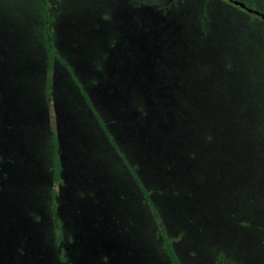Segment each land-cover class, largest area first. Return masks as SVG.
<instances>
[{"label": "rangeland", "instance_id": "374dc122", "mask_svg": "<svg viewBox=\"0 0 264 264\" xmlns=\"http://www.w3.org/2000/svg\"><path fill=\"white\" fill-rule=\"evenodd\" d=\"M229 2L50 0L60 54L137 167L183 264H264V23ZM46 62L36 2L0 0V264H170L61 63L47 100Z\"/></svg>", "mask_w": 264, "mask_h": 264}, {"label": "trees", "instance_id": "16d2710c", "mask_svg": "<svg viewBox=\"0 0 264 264\" xmlns=\"http://www.w3.org/2000/svg\"><path fill=\"white\" fill-rule=\"evenodd\" d=\"M37 4L38 13L43 25V36L45 41V48H46V55H47V62H46V86H45V94L47 100L51 102L52 100V90H53V73L55 71V67L57 63H61L65 69L68 71L70 77L74 81L75 85L79 89L85 103L95 116L97 122L100 125L103 133L108 137L110 140L113 149L121 162L125 165L127 170L129 171L134 183L140 190L145 203L147 204L150 213L152 214L153 220L157 226L158 232L162 238L163 248L166 252V255L169 259L170 264H183L175 250L174 244L175 239L170 237L166 226L163 222L160 210L156 203L154 202L151 192L146 188L143 184L138 171L137 167L130 164L127 160L126 156L122 153L117 143L114 141L113 137L110 135L104 121L96 111L93 102L86 92L82 84L79 82L73 67L69 64V62L60 54L57 45H56V35L54 32V26L56 24V14L52 10L50 5V0H33ZM230 1V0H227ZM244 2L249 8L257 10L261 13H264V0H238ZM145 4H157L159 0H143ZM230 3V2H229ZM231 4V3H230ZM235 8L244 10L239 6L233 5ZM246 11V10H244ZM247 12V11H246ZM249 17L253 20L261 19V17L256 16L253 13L247 12ZM264 23V20L261 19ZM50 170L52 173V180L54 183L60 184L62 182V175H63V165L61 160V149L58 137L56 135H52L50 137ZM58 192L55 189L50 191V214L51 218L56 226L54 232L56 237V242L59 247H61V243L63 241V230H62V222L58 219ZM231 262V261H230Z\"/></svg>", "mask_w": 264, "mask_h": 264}, {"label": "water", "instance_id": "95a60500", "mask_svg": "<svg viewBox=\"0 0 264 264\" xmlns=\"http://www.w3.org/2000/svg\"><path fill=\"white\" fill-rule=\"evenodd\" d=\"M230 2L236 6H239L240 8L246 10L249 13H253L258 17H261V19L264 20V13H261L257 10L249 8L247 5H245L243 2L237 1V0H230Z\"/></svg>", "mask_w": 264, "mask_h": 264}]
</instances>
